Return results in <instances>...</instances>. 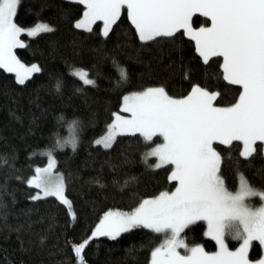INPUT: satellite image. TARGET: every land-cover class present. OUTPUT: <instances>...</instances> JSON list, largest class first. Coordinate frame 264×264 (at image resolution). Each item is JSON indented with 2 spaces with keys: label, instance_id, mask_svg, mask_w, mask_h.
Masks as SVG:
<instances>
[{
  "label": "trees",
  "instance_id": "16d2710c",
  "mask_svg": "<svg viewBox=\"0 0 264 264\" xmlns=\"http://www.w3.org/2000/svg\"><path fill=\"white\" fill-rule=\"evenodd\" d=\"M84 8L72 0H22L17 7L18 26L44 22L54 31L21 35L26 47L14 49L16 57L41 69L24 84L0 69V264H77L73 244L87 239L104 213L131 211L142 200L176 187L169 180L171 165L152 169L143 162L160 137L145 143L139 134L118 136L110 148L94 143L106 131L124 95L159 86L173 98H181L199 85L219 94L215 105L227 107L240 93L239 85L223 80L221 57L204 64L190 37L179 34L175 43L141 42L125 10L104 37L100 22L92 25L91 32L75 27ZM209 21L199 14L191 18L194 26ZM119 68L125 70L126 82L120 80ZM80 70L94 85L83 84L75 75ZM72 120L80 122L76 150L55 148L58 137L68 136ZM233 145L214 144L223 156L226 187L237 190L243 177L264 190L263 150L245 159L240 156L241 143ZM49 152L65 181L64 193L75 218L55 197L31 199L36 189L27 179L36 166L45 164ZM148 163L155 165L154 157H148ZM204 233L200 221L182 236L187 245L213 252L216 244ZM162 239V234L150 229H132L115 240L93 238L81 256L84 264H149L152 249ZM226 242L230 250L238 243ZM261 254L259 242H253L248 259L257 260Z\"/></svg>",
  "mask_w": 264,
  "mask_h": 264
},
{
  "label": "snow or ice",
  "instance_id": "6c2138e0",
  "mask_svg": "<svg viewBox=\"0 0 264 264\" xmlns=\"http://www.w3.org/2000/svg\"><path fill=\"white\" fill-rule=\"evenodd\" d=\"M21 2L0 0V69L14 72L17 82L24 84L31 73L41 69L35 64L25 68L17 59L14 49L26 47L20 36L26 32L33 37L54 29L47 24H37L28 30L18 26L13 18ZM77 2L86 11L84 18L75 24L76 28L91 32L90 25L102 21V35L107 37L111 26L120 19L121 10L126 9L141 42L170 40L175 43L179 34L189 35L204 64L213 57H222L223 80L242 89L236 102L228 107L215 106L213 102L219 94L199 85H193L183 98H173L163 87H149L123 97L121 111L130 113V117L113 113L106 134L95 143L110 148L118 136L139 134L145 143L162 137V143L145 153L143 162L152 169L174 166L169 180L177 184L174 191L144 199L130 212L104 213L91 236L78 245L73 244L77 264H84L81 253L93 238L103 236L115 240L121 233L137 228L150 229L163 236L161 244L151 251L150 264H249L248 252L253 242L264 246V204L257 207L253 203L255 197L264 201V190L255 188L246 179L236 191L229 190L221 172L223 156L214 144L231 148L234 141L241 142L240 156L245 159L264 150V0ZM197 12L211 21V27L192 28L190 21ZM75 75L83 84L94 85L85 71H77ZM119 75L121 81H127L123 68H119ZM56 88L60 90V81ZM68 130V136L56 139L55 148L70 146L76 150L79 120H72ZM257 142H261L259 147ZM48 157L47 167L35 168V175L27 180L43 193L31 199L55 197L68 206L75 218L71 202L64 194L65 181L52 172L55 161L51 152ZM148 157L158 158V163L150 165ZM200 221L207 224L206 234L218 245L219 251L215 254L206 253L199 245L185 243L182 233ZM229 239L240 242L236 251L228 249ZM179 249H184V254ZM259 264H264V259Z\"/></svg>",
  "mask_w": 264,
  "mask_h": 264
},
{
  "label": "rangeland",
  "instance_id": "374dc122",
  "mask_svg": "<svg viewBox=\"0 0 264 264\" xmlns=\"http://www.w3.org/2000/svg\"><path fill=\"white\" fill-rule=\"evenodd\" d=\"M72 1H77V0H72ZM85 7V6H84ZM122 10H125L126 11V13H127V10L126 9H122ZM122 10H121V12H122ZM86 11V8H84V11H83V13ZM194 14H199L198 12L197 13H193V15ZM200 15V14H199ZM84 17H83V14H82V16L78 19V20H76V22H75V24L77 23V22H79V21H81L82 19H83ZM13 20H14V18H13ZM96 22H100V31H101V33H102V29H103V22L102 21H96ZM37 24H47V23H44V22H38V23H36V24H34V25H32V26H28V27H22L23 29H25V30H28V29H31V28H34ZM94 24V23H93ZM93 24H91L90 25V27H92V25ZM190 24H191V26H192V28L194 29V30H198L200 27H211V21H209V24H207V25H203V24H199V25H196V26H194L193 24H192V22L190 21ZM48 25V24H47ZM82 29H85V28H82ZM86 30V29H85ZM183 31V30H182ZM25 36H27V34H26V32L25 33H23ZM38 34V33H37ZM186 36H188V37H190L189 35H186ZM28 37V36H27ZM191 38V37H190ZM20 39L24 42V40L21 38V36H20ZM195 42V41H194ZM195 46H196V44H195ZM199 53V52H198ZM203 58V57H202ZM18 59V58H17ZM19 60V59H18ZM20 61V60H19ZM21 62V61H20ZM24 66H25V68H30L33 64H35V63H30V64H25V63H23V62H21ZM223 63V58L221 57V64ZM35 65H37V64H35ZM10 73H12L13 75H14V77H15V80L17 81V79H16V75H15V73L14 72H10ZM34 73V72H33ZM33 73H31L30 74V76L33 74ZM29 76V77H30ZM156 87H159V86H156ZM144 90V89H143ZM140 91H142V90H140ZM240 91H242V89H240ZM134 92H138V91H134ZM131 93H133V92H131ZM131 93H128V94H126V95H129V94H131ZM126 95H124V96H126ZM123 96V97H124ZM187 96V95H186ZM186 96H184V97H186ZM181 98H183V97H181ZM214 103V102H213ZM122 104H123V98H122V101H121V104H120V107H119V109H118V111H116L115 113H117V114H120L121 116H124V117H130V113H125V112H122L121 111V109H122ZM215 105V104H214ZM215 106H217V107H222V106H218V105H215ZM228 107V106H227ZM112 120H113V117H112ZM112 120L110 121V123L109 124H111L112 123ZM106 132H107V129H106V131L102 134V135H100L98 138H96L95 140H97V139H101L105 134H106ZM69 135V134H68ZM161 138V142L160 143H162L163 142V138L162 137H160ZM95 140H94V143H95ZM159 143V144H160ZM241 143V142H240ZM96 144V143H95ZM98 145H100V146H102L103 147V144H98ZM155 147V146H154ZM243 149V145H242V143H241V150ZM263 152H264V150H263ZM51 155H52V158L54 159V161H55V158H54V155L51 153ZM154 159H155V164H157L158 163V158H156V157H154ZM49 157H48V153H47V156H46V162H45V164L44 165H42V166H36L35 168H37V167H39V168H41V169H43L44 167H47V165L49 164ZM55 165H56V162H55V164H54V167H53V169H52V172H53V174H59V177L60 178H63V176H62V174H61V172L60 171H58V170H56V167H55ZM173 167L174 166H172V169H171V171L173 170ZM35 168H34V170H35ZM171 171H170V174H171ZM35 175V172L33 171V173L28 177V179L29 178H31V177H33ZM54 178H56L55 177V175H54ZM27 179V180H28ZM245 181V179L243 178V177H240V179H239V183H238V187H239V185H240V183H242V182H244ZM28 184V183H27ZM176 184H177V182H176ZM29 185V184H28ZM36 189V188H35ZM238 189V188H237ZM175 190V188L172 190V191H174ZM172 191H167V192H172ZM236 191V190H235ZM65 194V193H64ZM35 195H40V196H43V193L42 192H40V190L39 189H36V192H35ZM159 195V194H158ZM158 195H156V196H158ZM156 196H154V197H156ZM65 197H66V195H65ZM154 197H151V198H154ZM67 198V197H66ZM150 199V198H149ZM253 203H254V205L255 206H260L261 204H264V201H261L258 197H255V198H253ZM67 208H68V206L67 205H65ZM138 207V206H137ZM68 210H69V208H68ZM132 211V210H131ZM123 212H130V211H123ZM204 224H205V233H204V235L206 236V237H209V238H211L209 235H207L206 233H207V224L204 222ZM96 226V225H95ZM95 228V227H94ZM90 236H91V234H90ZM212 239V238H211ZM213 240V239H212ZM214 242H215V240H214ZM215 244H216V242H215ZM226 244H227V242H226ZM194 246H196V245H194ZM200 247H202L201 245H199ZM239 246H240V242H238L237 243V246H236V248L235 249H233V250H230L229 248V250L230 251H236L238 248H239ZM261 246V245H260ZM227 247H228V245H227ZM203 248V247H202ZM178 251H180V253L181 254H184V249H179ZM205 251V250H204ZM217 251H219V248H218V245L216 244V249L213 251V252H207V251H205L206 253H208V254H215ZM261 251H262V254H261V256L257 259V260H249V264H259V262H260V260L261 259H264V246H261ZM149 264H150V262H149Z\"/></svg>",
  "mask_w": 264,
  "mask_h": 264
}]
</instances>
